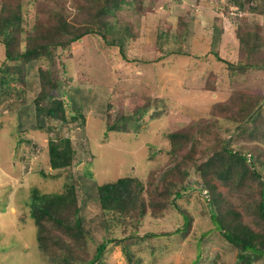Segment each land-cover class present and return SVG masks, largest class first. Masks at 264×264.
Here are the masks:
<instances>
[{
  "label": "trees",
  "instance_id": "1",
  "mask_svg": "<svg viewBox=\"0 0 264 264\" xmlns=\"http://www.w3.org/2000/svg\"><path fill=\"white\" fill-rule=\"evenodd\" d=\"M67 1H38L32 22L21 26L22 11L28 10L22 0H0V45L4 49V59L0 61V88L7 99L10 93L14 94L12 103H5L2 107L9 106L15 113L13 129L19 133L20 141L25 140L35 148L41 141H32L26 133L38 130V139L42 137L40 132L47 134L46 161L53 170L64 169L75 161L70 139L61 135L64 125L72 119L68 118L67 110L71 111V117L80 119L82 125L84 109L92 107L105 113V135L108 131L130 130L137 134L148 112L153 119L170 115L168 93L160 96L141 94L126 112L119 108L116 113H108L115 104L111 103L105 88L98 82L79 79L74 85H69L71 78L60 71L61 67L65 68L61 59L64 48L82 37L93 35L107 45L117 47L121 56L128 58L126 49L133 33L130 23L116 21L124 0H72V3L70 0L71 8L77 10L73 13L68 9ZM230 2L238 9L244 8L248 2V11L264 15V0ZM233 19L239 23L235 27L238 58L235 62L225 59L227 68L231 72L245 73V78H249L247 70L255 69L262 73L264 80V34L260 32V25L246 17ZM193 24V17L177 16V25L184 26L180 33L187 34L184 36L187 41ZM222 29L221 25L213 26V46ZM175 34L179 35L178 29ZM175 34L164 40L163 37L168 35L158 27L161 43H176ZM160 50L165 54L183 52L171 50L169 45L165 49L160 47ZM213 53L223 60L216 50L213 49ZM215 77L210 72L204 89L216 88ZM10 81H17L20 85H11ZM35 81H38L39 90L30 95L27 91ZM263 100L264 93L236 88L227 98L214 102L210 116L193 118L183 126L166 130L164 152L167 158L164 163L150 167L144 177L127 174L97 183L94 173L80 172L74 182L81 185L87 199L92 196L94 208L100 214H96L87 203H81L86 199L76 197L73 186L56 194L33 189L28 204L37 227L39 249L47 252L53 239L57 247L63 248L54 235H65L71 240L66 249L68 257L76 258V249L85 252L87 236L117 224V219H124V224H132L127 217L143 215L148 205L153 213L166 210L176 204V198L183 192H191L194 185L199 188L203 207L210 214L213 227L237 249L233 264H264ZM226 132L229 136L224 135ZM232 133H237L241 140L236 146L232 144ZM152 155L150 152L149 157ZM42 170L40 168L41 174L45 175V170ZM190 177L194 180L191 186H186ZM203 188L207 190L205 193ZM147 193L148 199L144 197ZM178 208L183 218L182 226L166 234L178 231L184 235L191 224L189 210L180 205ZM149 235L156 236L157 233L150 232ZM136 236L130 232L120 237L103 238L95 245L94 254L85 264L100 262L109 241L119 244L129 261L138 260L130 248V244L136 242ZM200 251L201 247L197 246L194 263L199 259Z\"/></svg>",
  "mask_w": 264,
  "mask_h": 264
},
{
  "label": "rangeland",
  "instance_id": "2",
  "mask_svg": "<svg viewBox=\"0 0 264 264\" xmlns=\"http://www.w3.org/2000/svg\"><path fill=\"white\" fill-rule=\"evenodd\" d=\"M38 1L42 0H22L28 10L22 11L21 26L32 22ZM71 3L68 0L66 5L73 13L76 9L71 8ZM247 3L238 9L230 0H124L116 21L131 24L133 36L126 49L128 58L121 56L117 47L107 45L93 35L82 37L64 48L61 59L65 68L61 67L60 71L71 78L69 85H74L79 79L98 82L105 88L111 103L115 104L108 113H116L119 108L126 112L141 94L160 96L168 93L170 99V115L153 119L148 112L137 134L130 130L108 131L105 135V113L92 107L84 109L82 125L80 119L71 117V111L67 110L68 118L72 119L64 125L61 135L70 139L75 161L64 169L53 170L47 166L45 145L48 138L44 132H40L41 139H38V130L26 133L32 141H41L35 148L31 143L19 140V133L13 129L15 113L9 106L2 107L5 103H12L14 94L10 93L7 99L0 88V98L3 99H0V264H85L94 254L95 245L103 238L120 237L130 232L137 235L130 248L138 260L129 261L120 245L109 241L100 262L94 264H233L237 249L213 227L210 214L203 207L199 188L194 185L191 192H183L176 198V204L166 210L153 213L148 205L143 215L127 217L132 224H124V219H117V224L87 236L85 252L76 249V258L68 257L66 249L71 240L65 235H54L63 248L57 247L53 239L47 252L39 249L37 227L30 214L28 199L33 189L56 194L73 186L76 197L86 199L81 203L95 209L92 196L87 199L81 185L74 182L80 172L94 173L97 183L127 174L144 177L150 167L164 163L167 158L164 152L166 130H174L193 118L210 116L214 102L227 98L233 89L263 94L262 73L249 69L246 71L249 78H245V73L231 72L224 61L235 62L238 58L235 27L239 23L233 18L240 16L256 21L264 34V15L248 11ZM179 14L193 17L188 41L184 37L187 34L180 33L184 26L177 25ZM215 25H221L223 29L213 46ZM158 27L168 35L163 37L164 40L172 38L169 35L178 29L179 35L175 34L177 42L161 43ZM159 44L162 49L169 45L171 50L183 52L165 54ZM213 49L223 60L217 58ZM2 59L4 49L0 45V61ZM210 72L216 76L214 90L204 89ZM9 84L20 85L17 81ZM38 90V81H35L27 92L33 95ZM224 135L229 136V133ZM231 139L235 146L241 141L237 133H232ZM150 152L153 153L151 157ZM40 168L43 172L45 170V175L41 174ZM193 180V177L188 178L186 186H191ZM144 197L148 199V193ZM178 205L189 210L191 224L184 235L178 231L166 234L182 226ZM95 211L100 214L97 209ZM150 232L157 235L150 236ZM197 246L201 247L200 257L194 263Z\"/></svg>",
  "mask_w": 264,
  "mask_h": 264
},
{
  "label": "clouds",
  "instance_id": "3",
  "mask_svg": "<svg viewBox=\"0 0 264 264\" xmlns=\"http://www.w3.org/2000/svg\"><path fill=\"white\" fill-rule=\"evenodd\" d=\"M203 190V189H202ZM205 191H202L203 193H205L207 190L206 189H204Z\"/></svg>",
  "mask_w": 264,
  "mask_h": 264
}]
</instances>
